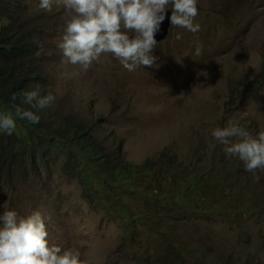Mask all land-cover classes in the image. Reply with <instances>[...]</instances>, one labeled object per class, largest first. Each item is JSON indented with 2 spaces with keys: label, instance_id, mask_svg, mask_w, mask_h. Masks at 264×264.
Here are the masks:
<instances>
[{
  "label": "rangeland",
  "instance_id": "374dc122",
  "mask_svg": "<svg viewBox=\"0 0 264 264\" xmlns=\"http://www.w3.org/2000/svg\"><path fill=\"white\" fill-rule=\"evenodd\" d=\"M24 1L20 18H34L41 39L39 94L55 96L44 114L93 125L110 165L141 168L149 160L164 182L154 174L143 178L156 189L151 201L122 199L119 183L102 182L133 214L154 211L158 218L156 230L143 220L129 229L97 178L60 174L67 159L58 151L48 182L30 186L14 179L8 185L0 174V214L39 211L50 245L79 250L86 264H264V172L254 182L211 136L230 119L253 136L264 131V0H197L199 31L170 25L153 50L154 65L132 72L110 54L86 71L64 63L57 47L63 7L45 11L39 0ZM166 154L174 161L172 172L161 168ZM203 172L208 178H199L197 191L182 186L189 175ZM175 246L186 254L205 253L176 256Z\"/></svg>",
  "mask_w": 264,
  "mask_h": 264
},
{
  "label": "clouds",
  "instance_id": "9594fccd",
  "mask_svg": "<svg viewBox=\"0 0 264 264\" xmlns=\"http://www.w3.org/2000/svg\"><path fill=\"white\" fill-rule=\"evenodd\" d=\"M53 4L64 10L60 42L63 62L87 70L101 55H112L127 71L141 66L152 67L157 59L152 53L157 47L155 35L167 18L170 25L192 33L200 29L194 23L198 15L197 0H39L41 10L51 11ZM170 12V16L166 14ZM177 39L181 36L177 34ZM200 50H196L199 55ZM206 74V73H202ZM22 103L44 109L55 101V96H44L38 90L25 91ZM183 95V94H181ZM17 99L13 95L12 100ZM13 111L0 114V132L11 135L16 119L31 124L40 117L29 109L13 103ZM211 136L222 146L226 157L237 158L254 182L264 172V131L253 136L239 122L229 120L225 127L212 129ZM25 174L14 179L30 182H48L50 175L40 180V170L26 165ZM59 172V170L57 169ZM60 173V172H59ZM61 174V173H60ZM62 175V174H61ZM65 177V176H64ZM14 179L9 185H14ZM0 264H86L79 250L62 249L50 245L48 231L39 211L19 216L14 210L0 214Z\"/></svg>",
  "mask_w": 264,
  "mask_h": 264
},
{
  "label": "trees",
  "instance_id": "16d2710c",
  "mask_svg": "<svg viewBox=\"0 0 264 264\" xmlns=\"http://www.w3.org/2000/svg\"><path fill=\"white\" fill-rule=\"evenodd\" d=\"M24 6V0H0V114L14 112L11 105L15 103L36 113L40 120L37 124H31L17 118L16 125L21 130L14 129L11 135L0 132V174L6 176L9 185L14 178L25 174L26 165H33L40 170L35 177L43 180L44 174L48 175L53 170L49 164L54 165L58 159L56 154L60 151L65 155L64 159H67L61 167V174L68 179L75 176V171H79L78 174L86 181L97 178L98 188H104L102 182L119 183L118 187L122 186V199L132 198L133 195L147 201L157 199L156 189L151 187V184H154L143 180L154 174L156 181L164 182L162 176L154 171L157 164L151 165L147 160L141 168L131 164L124 167L112 166L107 157L110 155L103 150L99 132L93 125L85 126L82 122L73 123L66 119L61 122L52 121L49 112L45 115L43 109L22 103L23 92L38 90L43 84L37 56L38 44L41 43L37 36L39 29L34 18L27 21L20 18ZM232 86L230 82L229 91ZM13 95L17 96L15 101L12 100ZM18 139L22 140L21 146ZM116 151L121 153V145ZM166 156L162 158L161 168L172 172L174 161L171 156ZM96 160L101 164H95ZM71 168L74 171H71ZM86 168L89 174L86 173ZM192 177L194 179H191ZM201 177L208 178L204 172L192 174L181 184L185 188L192 186V189L197 191L203 185L199 182ZM102 191L115 204L118 214L129 222V229L134 228L137 221L143 220L148 221L149 224L146 225L156 230L155 222L158 218L154 211L133 214L131 207L123 204L120 197L106 188ZM194 198L197 197L190 200ZM180 199L181 204L183 200ZM169 200L171 201V198ZM172 248V253L176 256H194V252L186 254L177 246ZM204 253L205 251L199 249L194 254L199 257ZM201 261L203 264V259ZM181 264H184V261Z\"/></svg>",
  "mask_w": 264,
  "mask_h": 264
},
{
  "label": "water",
  "instance_id": "95a60500",
  "mask_svg": "<svg viewBox=\"0 0 264 264\" xmlns=\"http://www.w3.org/2000/svg\"><path fill=\"white\" fill-rule=\"evenodd\" d=\"M170 15H171V12L169 10L166 16H170ZM169 27H170V22L166 18L165 21L161 24L160 31L155 35V39L157 42L163 40L166 37V35H168Z\"/></svg>",
  "mask_w": 264,
  "mask_h": 264
}]
</instances>
